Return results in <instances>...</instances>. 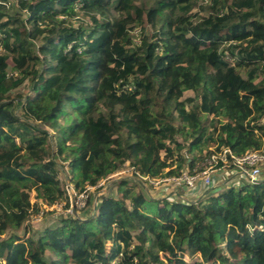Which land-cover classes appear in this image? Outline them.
Segmentation results:
<instances>
[{
    "label": "trees",
    "instance_id": "16d2710c",
    "mask_svg": "<svg viewBox=\"0 0 264 264\" xmlns=\"http://www.w3.org/2000/svg\"><path fill=\"white\" fill-rule=\"evenodd\" d=\"M0 31V264H264V180L192 202L140 184L264 150V0H0ZM58 161L77 193L124 167L139 185L18 234L68 199Z\"/></svg>",
    "mask_w": 264,
    "mask_h": 264
},
{
    "label": "rangeland",
    "instance_id": "374dc122",
    "mask_svg": "<svg viewBox=\"0 0 264 264\" xmlns=\"http://www.w3.org/2000/svg\"><path fill=\"white\" fill-rule=\"evenodd\" d=\"M8 1L11 4H13L15 0H8ZM11 6H9V7H11ZM10 11H13V9L10 8ZM136 27L139 28L140 32L142 31L145 34L152 32V28H151L150 24L147 23L145 20L143 21L141 26L138 25ZM133 42H134V44L139 43V34H136V33L134 34ZM30 87H31V82L26 81L24 84H22L17 89L12 91V93H10V94L13 98L17 97L15 100L24 99L25 96H32L34 94L31 91ZM189 94H192V91L186 92L183 95V98L186 96H189ZM17 95H20V97H18ZM15 113L18 116H23V109L21 108V105H19L18 108L15 109ZM201 120H202V123L204 125H209L211 117L202 114ZM263 121H264V117H263ZM63 122H64L63 120L60 121L61 124H63ZM35 123L39 124L38 121H35ZM44 128H46L49 131V133L52 134V137H53L54 131L51 128H48L46 126H44ZM18 158H19V155L16 156V159H18ZM57 164H58V169H59V178H60V182H61L62 186L65 187L64 184L66 182H68L70 185H73V187H74V183L72 180V173L68 167V164L66 162H60V161H58ZM260 170L262 172L264 171V161L260 163ZM124 179L129 180L130 181L129 185L131 184L133 186L136 185V183L138 184V182H139L136 179V177H134L131 174L130 168L124 167L123 169L117 170V171L113 172L112 174H110L101 186H98L97 188L90 189V191H89L90 193L86 197V201L84 202V205L82 208H84V206L87 205L88 206V212L91 213V211L93 209V205H94V203L97 202L99 197L102 194L116 195V191H115L116 185L119 181L124 180ZM169 182H172V181H160L159 183H150L148 180H140V184H141L142 189L144 190V192L147 195H150V196L158 195V193H157L158 187L165 185V184H169ZM178 186H182V184H178ZM182 190L187 191L189 189L186 187H183ZM74 192L77 194V189L75 187H74ZM33 194L34 193L32 192L31 196H33ZM72 198L74 200V198H75L74 194H73ZM31 200H32V202L35 201V199L33 197H31ZM67 205H69V199L62 200L61 202H59V204L55 205L56 207H53V209H50L51 207H47V205H45L43 203H39L40 210L38 212L37 211L33 212L28 217V219L23 223V225L16 230V232L18 234H23V231L26 229L27 232H25V233L28 234V233H32L33 231L43 229L44 225L47 222V218L48 217L54 218L56 216L63 215ZM56 208H60V209L56 210ZM77 214H79V213H77ZM24 227H26V228L24 229ZM185 260H186V262H191L193 259L186 257Z\"/></svg>",
    "mask_w": 264,
    "mask_h": 264
},
{
    "label": "built area",
    "instance_id": "2783aa9c",
    "mask_svg": "<svg viewBox=\"0 0 264 264\" xmlns=\"http://www.w3.org/2000/svg\"><path fill=\"white\" fill-rule=\"evenodd\" d=\"M210 0H204L205 3H209ZM134 33L139 34V28H134ZM4 34L0 31V49H1V40ZM133 88L131 83H126L122 86V90H131ZM264 161V150H250L244 154L236 155L229 148L225 147L219 152L210 154L208 157H205L198 165L197 168H202L201 171H196L194 175H190L187 171H183L180 175L169 176L160 178L157 180L148 179L142 177L143 180H148L150 183H159L160 181H172L177 184H182L181 187H186L188 189L194 187L197 178L201 177L204 184L210 183L209 172L216 169H232L237 173L246 178L248 183H258L262 181L260 179V163ZM228 164H231V168H227ZM103 181H101L96 187L88 186L80 193L74 192L73 185H70L68 182L64 184V188L69 199V205L65 208V212L62 216L77 215L78 210L81 209L86 201V197L89 195L90 189L97 188L101 186ZM75 196L74 200L72 196ZM178 195V194H177ZM61 201H56L52 205L47 207H56L55 205L59 204ZM60 208H56L59 210Z\"/></svg>",
    "mask_w": 264,
    "mask_h": 264
},
{
    "label": "crops",
    "instance_id": "0c3cea01",
    "mask_svg": "<svg viewBox=\"0 0 264 264\" xmlns=\"http://www.w3.org/2000/svg\"><path fill=\"white\" fill-rule=\"evenodd\" d=\"M210 183L204 184L202 178H197L194 187L185 191L182 190L183 187L178 186L175 182H169V184L162 185L158 187L157 193L158 195L148 197H172L181 202H192L194 200L201 199L210 194H216L219 191L228 188V187H237L247 183L246 178L241 175H237V173L232 169H216L209 172ZM260 179L264 180V171L260 172ZM181 188V189H180ZM171 191V192H170ZM178 194V195H177ZM62 218V215L56 216L54 218L48 217L47 222L44 225L48 227H52L58 224L59 219Z\"/></svg>",
    "mask_w": 264,
    "mask_h": 264
},
{
    "label": "water",
    "instance_id": "95a60500",
    "mask_svg": "<svg viewBox=\"0 0 264 264\" xmlns=\"http://www.w3.org/2000/svg\"><path fill=\"white\" fill-rule=\"evenodd\" d=\"M97 203V202H96ZM96 203H94V205H93V209H95L96 208Z\"/></svg>",
    "mask_w": 264,
    "mask_h": 264
}]
</instances>
